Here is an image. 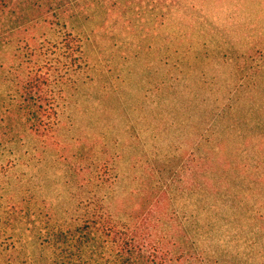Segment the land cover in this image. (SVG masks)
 <instances>
[{
    "label": "rangeland",
    "instance_id": "rangeland-1",
    "mask_svg": "<svg viewBox=\"0 0 264 264\" xmlns=\"http://www.w3.org/2000/svg\"><path fill=\"white\" fill-rule=\"evenodd\" d=\"M10 2L0 232L15 207L37 225L91 202L125 219L142 197L151 225L196 237L206 264H264V0ZM26 67L51 88L38 126L11 111ZM41 242L18 240V259Z\"/></svg>",
    "mask_w": 264,
    "mask_h": 264
},
{
    "label": "trees",
    "instance_id": "trees-1",
    "mask_svg": "<svg viewBox=\"0 0 264 264\" xmlns=\"http://www.w3.org/2000/svg\"><path fill=\"white\" fill-rule=\"evenodd\" d=\"M10 4V0H0V15L9 11ZM64 48L65 59L73 56L67 43ZM76 50L80 69L86 64L83 45H76ZM70 64H63L66 80L71 78ZM40 73V67L22 70L11 105V111L30 120L32 126H38L44 114L54 109V103L46 102L51 88L43 83ZM197 171L195 168L194 173ZM145 199L141 197L125 219L114 215L107 205L91 202L76 218L49 216L41 225L36 224L33 214H21L15 207L8 215L7 227L0 232V264H206L196 237L177 227L159 233L151 225ZM31 234L42 241L39 256L30 254L27 260H19L16 242L27 240Z\"/></svg>",
    "mask_w": 264,
    "mask_h": 264
}]
</instances>
